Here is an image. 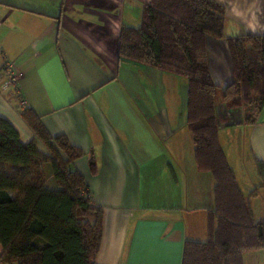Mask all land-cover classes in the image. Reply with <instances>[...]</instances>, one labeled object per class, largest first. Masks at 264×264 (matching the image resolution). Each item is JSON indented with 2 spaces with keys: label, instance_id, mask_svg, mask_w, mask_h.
Returning a JSON list of instances; mask_svg holds the SVG:
<instances>
[{
  "label": "crops",
  "instance_id": "1",
  "mask_svg": "<svg viewBox=\"0 0 264 264\" xmlns=\"http://www.w3.org/2000/svg\"><path fill=\"white\" fill-rule=\"evenodd\" d=\"M214 1L224 9V39L264 36V0ZM146 3L0 0V53L21 74L19 98L51 138L63 135L82 152L74 168L103 214L95 264H181L186 241L207 240L215 181L197 169L186 118L181 123L183 80L117 58L121 28L139 27ZM205 52L212 81L225 90L232 80L225 41H209ZM17 106L0 93V118L26 144L34 135ZM241 117L220 125L218 139L258 220L264 205L255 208L253 187L263 181L256 162L264 167V106L253 124ZM246 258L264 264V249L244 251L243 264Z\"/></svg>",
  "mask_w": 264,
  "mask_h": 264
},
{
  "label": "trees",
  "instance_id": "2",
  "mask_svg": "<svg viewBox=\"0 0 264 264\" xmlns=\"http://www.w3.org/2000/svg\"><path fill=\"white\" fill-rule=\"evenodd\" d=\"M140 21L137 28H121L117 58L186 79V127L195 165L215 181L207 240L186 241L181 264H243L244 251L264 249V214L254 219L218 128L229 120L236 124L234 109H243L246 124L261 112L264 36L224 39V9L214 0H148ZM221 40L232 66L225 90L212 81L205 52L209 41ZM16 109L34 139L22 144L0 118V264H95L103 214L74 168L82 152L63 135L51 138L32 109ZM256 167L264 188V167L258 161Z\"/></svg>",
  "mask_w": 264,
  "mask_h": 264
},
{
  "label": "rangeland",
  "instance_id": "3",
  "mask_svg": "<svg viewBox=\"0 0 264 264\" xmlns=\"http://www.w3.org/2000/svg\"><path fill=\"white\" fill-rule=\"evenodd\" d=\"M181 77V76H179ZM181 80H183L182 82L184 83V86H182V90H187V82H186V79L184 77H181L180 78ZM171 84V81L168 82V86ZM167 100L170 99V96H169V92L167 90ZM178 102H179V110H180V119H181V123L185 121V118H186V114L184 113V110L186 109V100L184 101L183 97H182V92L180 91L179 92V99H178ZM246 108V106H245ZM242 108H238V110L234 109L233 111H231V115L233 113V118L237 121H241L242 120V115L243 112H242ZM241 118V120L239 119ZM229 120V119H228ZM230 121V120H229ZM185 133H186V136L188 137V140L190 139L192 141V136L190 137L189 135H191L190 131L188 130L187 128V131L190 133L188 134L186 130H184ZM244 131V129H240L236 132V135H234V138L236 137H239V134L242 133ZM183 138V136H181ZM192 151H193V148H192ZM232 158V157H231ZM231 162V168H235L236 172L238 173V168L236 167V164H235V161L234 159L232 158V161ZM52 187V186H51ZM253 189H255V194H256V200L254 201V206L255 208H257L258 206H263L264 205V188H261L259 187V185H256L255 187H253ZM254 198V196H252ZM257 257H255V260H256V263H257ZM254 259L252 258H246L245 261L247 264H256L254 263L253 261Z\"/></svg>",
  "mask_w": 264,
  "mask_h": 264
},
{
  "label": "built area",
  "instance_id": "4",
  "mask_svg": "<svg viewBox=\"0 0 264 264\" xmlns=\"http://www.w3.org/2000/svg\"><path fill=\"white\" fill-rule=\"evenodd\" d=\"M21 74L17 71L13 63L8 61L0 53V93L8 99H17L19 107L25 108V102L19 98L17 84Z\"/></svg>",
  "mask_w": 264,
  "mask_h": 264
}]
</instances>
